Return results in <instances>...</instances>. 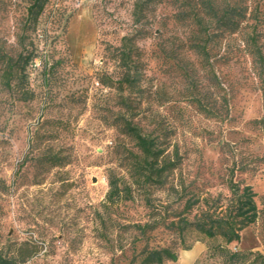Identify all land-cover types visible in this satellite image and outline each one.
I'll return each mask as SVG.
<instances>
[{
    "label": "rangeland",
    "instance_id": "obj_1",
    "mask_svg": "<svg viewBox=\"0 0 264 264\" xmlns=\"http://www.w3.org/2000/svg\"><path fill=\"white\" fill-rule=\"evenodd\" d=\"M134 1L51 0L23 47L28 0H0V47L18 60L10 79L0 62V250L17 264H138L145 249L169 245L179 257L165 264H222L210 252L220 237L188 231L183 245L165 225L126 226L170 223L189 198L225 202L231 178L253 186L263 211L230 247L264 252V131L254 122L264 116V62L247 43L257 24L264 54V0H247L260 5L258 23L216 38L210 65L190 48L179 2L155 4L137 23ZM124 36L139 61L137 87L125 91L130 111L112 55ZM21 52L31 57L24 70ZM196 97L215 102L217 115ZM121 111L178 159L166 187L135 183L129 151L138 149L116 125ZM111 171L125 188L115 202L107 200Z\"/></svg>",
    "mask_w": 264,
    "mask_h": 264
},
{
    "label": "trees",
    "instance_id": "obj_2",
    "mask_svg": "<svg viewBox=\"0 0 264 264\" xmlns=\"http://www.w3.org/2000/svg\"><path fill=\"white\" fill-rule=\"evenodd\" d=\"M168 0H135L133 4V15L135 22H140L144 13L155 4H160ZM179 2L176 18L189 24L193 28L190 37V48L202 58L204 64H211V59L216 46L215 39L225 34H238L242 31L245 20L254 19L258 23L259 4L249 3L247 0H171ZM51 0H28L26 7V17L20 44L25 47V37L31 28H36L40 18L46 12ZM248 47L255 59L264 62V54L260 44V32L257 24H253L252 30L248 34ZM132 38L123 37L120 46H114L112 55L123 69V74L118 82V89L121 93V108L130 111L129 97L125 94L126 87L135 90L139 80V61L137 60V49L131 43ZM111 51V48H108ZM13 56L4 52L0 47V62L4 65L5 76L10 79L15 71L18 62L13 60ZM19 59L23 61L21 69H25L31 57H25L21 52ZM100 83L105 86L114 87L111 80L100 77ZM264 97V92H263ZM195 102L198 108L210 115L216 116V103L203 101V98L196 97ZM127 108V109H126ZM133 115V114H132ZM264 131V116L254 121ZM120 131L130 136L136 144L138 152L129 151L133 157V168L135 183L144 185L151 183L160 187L168 185V179L179 166L178 159L166 154L163 142L152 133L145 132L144 129L134 121V116L129 119L122 114L117 116V124ZM53 163H62L55 162ZM233 170L232 175H234ZM110 190L107 196L109 202H115L122 196L124 187L122 178L115 175L113 171L109 173ZM229 194L225 197V202L221 194L217 197L203 198L199 196L196 201L187 199L182 212L175 216L170 223L147 222L145 224H128L127 228H135L145 233L152 231L160 225L174 230L179 236L181 243L185 245V236L188 231H195L201 235L222 240L211 245V255L221 259L222 264H264V252L261 250L245 249L234 250L230 247L233 242H239L242 238V231L255 223L262 214L256 197L257 193L253 186L244 181H235L231 178L228 181ZM169 191L179 193L176 184L171 183ZM183 199V198H182ZM200 205V211L190 219L188 213ZM154 211V210H153ZM187 213L185 216L184 214ZM178 217V219H176ZM178 252L173 246H160L145 249L138 264H165L167 261H177ZM0 264H17L15 257H5L0 250Z\"/></svg>",
    "mask_w": 264,
    "mask_h": 264
}]
</instances>
